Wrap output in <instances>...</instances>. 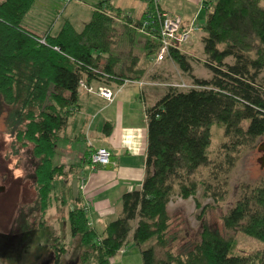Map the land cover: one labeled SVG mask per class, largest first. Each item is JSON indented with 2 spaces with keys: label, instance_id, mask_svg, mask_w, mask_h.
<instances>
[{
  "label": "trees",
  "instance_id": "obj_1",
  "mask_svg": "<svg viewBox=\"0 0 264 264\" xmlns=\"http://www.w3.org/2000/svg\"><path fill=\"white\" fill-rule=\"evenodd\" d=\"M36 1H0V116L7 112L15 143L33 147L35 184L46 210L56 176L72 171L54 156L79 108L80 88L94 80H140L161 42L159 18L147 1L136 18L103 0L81 30L66 19L56 33L43 34L22 23ZM202 41L210 77L195 73L198 57L180 46L170 49L167 58L191 82H164L167 92L146 108L145 177L140 189L122 195L120 215L98 231L83 205L70 206L71 232L84 246L81 263L111 264L133 231L138 246L153 241L141 249L144 264H264V247L232 253L238 231L264 242V174L240 185L237 201L222 216L225 233L205 216L226 199L239 158L264 135V0H215ZM214 126L221 140L213 149ZM174 197H192L203 222L200 240L180 249L172 243L181 230H172L168 210ZM76 201H83L81 194ZM55 248L58 264L65 248Z\"/></svg>",
  "mask_w": 264,
  "mask_h": 264
},
{
  "label": "rangeland",
  "instance_id": "obj_2",
  "mask_svg": "<svg viewBox=\"0 0 264 264\" xmlns=\"http://www.w3.org/2000/svg\"><path fill=\"white\" fill-rule=\"evenodd\" d=\"M133 11L131 10L132 13ZM92 13L93 6L81 0H70L68 3L62 0H37L22 23L40 34L49 29L52 33H56L64 21L70 19L75 27L81 30L91 19ZM197 46H199L200 52L195 51V55L200 59L197 58L198 60L192 61L195 72L198 76L210 77L211 71L202 60L204 59L203 44L199 43ZM171 62H173L171 63L173 66H177V63ZM150 67L145 75L148 73V78L153 77L156 80H162L163 72L159 73L157 69ZM164 67L166 66H161L160 69ZM175 71L177 72V70ZM181 74L183 73L180 72L179 74L178 71L179 80L186 78L185 80L191 82L188 77L181 78ZM145 75L141 79H147ZM166 87L161 86V89L164 90ZM97 88L99 94L103 88L112 90L107 86ZM127 98L130 97L127 96ZM6 115L7 112H3L0 116V187H4L0 191V263L57 264L55 247H64L62 260L58 264H82L80 258L84 246L80 236H74L71 232L69 209L72 204L90 207L89 201H85V203L79 201L78 204L76 201L81 191L83 192L85 189L88 176L85 173L76 174L77 165L74 163H62L66 170L72 171H69L67 175L56 176L55 185L49 195V207L44 210L35 184V168L38 159L33 154L31 144L22 146L15 143L16 133L7 124ZM136 116H138V110ZM81 139L82 141L85 140L82 137ZM220 140L221 132L218 130L216 132L215 127L213 149L220 143ZM262 143H264V135L259 138L254 149L239 158L238 164L230 174L229 191L226 199L221 205L207 210L205 216L213 228L219 229L223 233L226 232L223 227L222 216L237 201L240 185L253 183L264 174V166L261 165L260 161L264 151L259 149V145ZM60 153L58 146L54 156L55 163H61ZM89 162L91 171L100 166L93 165L90 156ZM205 203L213 204L214 202L212 199H206L204 200ZM168 210L175 224L172 230H181L180 239L173 242V245L175 244L180 249L185 244L192 245L200 240L203 222L197 215L201 209L196 207L192 197L187 199L174 197L168 205ZM89 211L88 209V214ZM89 225L94 227L90 218ZM97 228L102 230L100 225H97ZM234 236L235 246L232 250L234 254L249 253L264 247L263 241L241 231L234 233ZM152 242L150 240L140 247L133 241V231L130 232L128 243L111 258V264H144L141 249L149 246ZM83 264L93 263L89 261Z\"/></svg>",
  "mask_w": 264,
  "mask_h": 264
},
{
  "label": "crops",
  "instance_id": "obj_3",
  "mask_svg": "<svg viewBox=\"0 0 264 264\" xmlns=\"http://www.w3.org/2000/svg\"><path fill=\"white\" fill-rule=\"evenodd\" d=\"M81 1L92 5L94 10L95 4L103 0ZM108 1L136 18L144 15L147 6L146 0ZM214 2L215 0H161L164 10L182 16L183 28L198 26L192 32L190 41L180 46L182 51L197 57L195 51L200 52L197 44H203L207 16ZM131 10H134L133 13ZM171 61L173 60L167 58L151 64L150 68L163 72L162 80L153 77L150 79L147 73V79L128 80L122 84L112 79L94 80L79 90V108L58 141L57 150L59 146L61 163H74L77 165L76 174L85 173L88 176L85 189L80 194L84 203L90 202L88 215L96 228L100 225L103 230L109 221L120 215L121 198L125 192L142 187L148 145L146 108L154 105L167 92V87L161 89V86L166 85L164 82L179 81L178 71L179 74L182 71L178 65L173 66ZM158 65L166 67L160 69ZM183 77L181 74V78ZM101 86L112 89V99L98 93L97 87ZM81 137L85 140L82 141ZM99 147H106L111 151V163L91 171L89 156Z\"/></svg>",
  "mask_w": 264,
  "mask_h": 264
},
{
  "label": "built area",
  "instance_id": "obj_4",
  "mask_svg": "<svg viewBox=\"0 0 264 264\" xmlns=\"http://www.w3.org/2000/svg\"><path fill=\"white\" fill-rule=\"evenodd\" d=\"M68 1V0H64ZM148 3L153 5V10L155 11L157 17L159 18L160 25V49L154 59L156 62H161L165 58L170 56L171 47L181 46L188 42L191 38L192 32L198 28L197 25L189 26L188 28L182 27L183 18L179 14H171L170 12L164 10L161 7V0H146ZM148 33L151 31L146 30ZM145 32V31H144ZM84 85V83H83ZM169 85L183 87L186 86L184 83H174L171 82ZM90 90L92 88H89ZM100 94L108 99H112L114 93L112 90L103 88L100 90ZM111 151L106 147H99L92 152L90 155V161L93 165L104 166L111 162ZM84 186V184L82 183ZM81 185V187H83ZM88 211V207H85Z\"/></svg>",
  "mask_w": 264,
  "mask_h": 264
},
{
  "label": "water",
  "instance_id": "obj_5",
  "mask_svg": "<svg viewBox=\"0 0 264 264\" xmlns=\"http://www.w3.org/2000/svg\"><path fill=\"white\" fill-rule=\"evenodd\" d=\"M259 149H261V150L264 151V143H262V144L259 145ZM260 161H261V165L264 166V154H263V156L260 158Z\"/></svg>",
  "mask_w": 264,
  "mask_h": 264
},
{
  "label": "flooded vegetation",
  "instance_id": "obj_6",
  "mask_svg": "<svg viewBox=\"0 0 264 264\" xmlns=\"http://www.w3.org/2000/svg\"><path fill=\"white\" fill-rule=\"evenodd\" d=\"M3 189H4V187H0V191L3 190ZM0 264H2V263H0Z\"/></svg>",
  "mask_w": 264,
  "mask_h": 264
}]
</instances>
